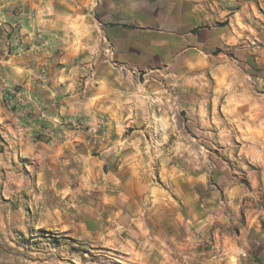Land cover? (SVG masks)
Segmentation results:
<instances>
[{
  "label": "crops",
  "instance_id": "0c3cea01",
  "mask_svg": "<svg viewBox=\"0 0 264 264\" xmlns=\"http://www.w3.org/2000/svg\"><path fill=\"white\" fill-rule=\"evenodd\" d=\"M253 6L261 9L260 1L0 0V134L8 136L11 149L7 156L0 148V168L2 159L14 161L18 150L37 161L38 181L45 182L38 197L56 202L50 208L41 203L40 211L56 212L58 228L65 230L70 228L62 220L66 195L77 192L67 182L88 169L86 178L96 181L98 163L110 182L90 192L89 205L82 208L89 218L75 224L70 244L37 236L32 229L39 226L28 211L0 203V264L77 260L70 245H84L83 255L106 250L125 264H264V202L251 204L234 235L213 232V221L194 216L188 194L179 205L172 187L178 178L176 156L173 163L170 156L176 148L173 128L148 121L184 111L202 120V134L209 137L210 118L248 120L250 154L241 158L248 159L250 178L264 181V73L259 75L264 20ZM38 32L46 40L43 48L34 43ZM243 54L261 73L243 74ZM81 80L87 82L82 95ZM6 84L16 85L30 101L20 134L2 105ZM97 117L107 119V134L96 145L99 156L75 129ZM161 153L166 155L158 157ZM153 173L168 174L170 187L148 183ZM1 182L0 172V197ZM228 192L246 195L234 188ZM258 193L250 189V195Z\"/></svg>",
  "mask_w": 264,
  "mask_h": 264
},
{
  "label": "rangeland",
  "instance_id": "374dc122",
  "mask_svg": "<svg viewBox=\"0 0 264 264\" xmlns=\"http://www.w3.org/2000/svg\"><path fill=\"white\" fill-rule=\"evenodd\" d=\"M259 1L261 3V9H257L255 6L252 9L257 14H260L264 20V16L262 15L264 14V0ZM261 22H263L264 27V21ZM7 36L9 35L7 34ZM261 42L264 43L263 40ZM255 45H258L260 47L259 49L263 47L258 42ZM242 67L243 74L247 75V78L250 73L253 72L255 74L256 70L258 73L262 71L260 68L255 69V65L251 64L248 56L246 57L244 54ZM263 73L264 71L259 75ZM1 93L2 105L12 115L15 120V127H17L18 133L20 134L21 129L26 124V117L30 115H27L24 111L27 103L30 101L27 99V95L22 93L21 89H18L16 85H4L1 88ZM181 106L179 104L178 110H180ZM148 121L150 126L169 125L173 128L171 138L175 141L174 145H176V148L170 149V156L172 155V163L175 158L173 155L176 156L178 178L176 184H173L172 187L177 188L179 205H181L180 199L183 200L186 194H188L189 201L193 204L192 211L195 217H201L200 220H203L204 223L210 222V220L213 221V224L209 226H211V230L215 233H229L234 235V231L238 227H241L245 220H247V210L251 208V204L254 205V202H257L261 205V202H264V196L262 195L264 194V181H253L249 174L251 168L247 166L248 159L241 158L243 156L242 154L248 156L250 154L249 145L252 138L248 120L246 123H241L239 120L227 121L220 116L210 118L209 137H206L205 133L204 135L202 134V120L197 117L186 116L184 111H178L176 115L166 118L153 116L148 118ZM242 121L245 120L243 119ZM130 126H135V124L131 122ZM219 126L223 128V133L219 132ZM183 127L187 130V139L182 137V132H184ZM34 134L36 140L42 138V134L38 132ZM7 139H9L8 136L0 134V148L2 150L5 147L8 151L7 156H9L11 149L8 148ZM98 139L101 140V138ZM157 139L159 140L158 134H156ZM187 140L191 141L192 144H186ZM89 145L93 147L91 150L92 154L99 156L98 149H96L98 141L92 143V140H90ZM165 151H167V155L169 156V149ZM18 155L14 161L10 157L2 159V167L0 168V172L2 173L0 203L9 206L12 205V207L21 206L28 211V216L34 222V226H39L32 229V232L37 234V236H44L46 234V238L48 237L53 241L69 242L68 240H70L69 244L74 242L72 238L74 237L73 230L77 228L75 224L81 223L83 218H86V220L89 218V214L82 211V208L84 205H89L90 192L92 189L101 190L108 188L110 185V182L106 180L102 173L101 164L98 163L97 165L100 174L96 181L91 182L86 178L90 171L88 169L85 176L81 175L79 179L67 182L69 187L72 189L76 188L77 192L75 193L76 196H70L68 193L66 195V212L62 216V220H65L66 225L70 226V228L65 230L58 228V216L56 212L48 213L40 211L39 205L41 203H44L46 207L49 206L50 208L56 202L51 198L38 197V194L42 190L41 187H43V183L45 182L38 181L36 174L38 167L37 161L28 159L24 151L21 152L18 150ZM161 155L164 157L166 154L161 153L158 157ZM88 167H90L89 164ZM161 167L165 168L163 164ZM103 169L106 171V165H104ZM168 176V174L158 175L153 173L150 175L148 183L156 187L169 188ZM141 183L143 184L145 181L142 180ZM233 188L238 191L244 190L246 195L240 197L241 194L239 193V195L234 194L229 196L228 191ZM250 189L254 191L258 189L260 193L252 196L250 195ZM31 201L34 202V205ZM37 205L38 207H36ZM37 223L41 225H37ZM199 232L201 230L196 232V234H199ZM23 239L21 237L17 241L21 242ZM36 242L33 241V243ZM6 243L8 244L7 246H12V244L9 245L8 240ZM68 251L77 254V256L80 255V257H77L78 259L73 261L71 257H67L65 262L61 260L62 257H59L60 261L63 262L62 264H125L120 260L122 259L121 256H118V259L114 258L106 250L88 252L86 255H83L87 251L84 245H70Z\"/></svg>",
  "mask_w": 264,
  "mask_h": 264
},
{
  "label": "built area",
  "instance_id": "2783aa9c",
  "mask_svg": "<svg viewBox=\"0 0 264 264\" xmlns=\"http://www.w3.org/2000/svg\"><path fill=\"white\" fill-rule=\"evenodd\" d=\"M20 15V12L19 14ZM35 45L36 47H45L46 40L41 33L35 34ZM105 52L109 55L113 54L112 48L110 46H105ZM21 52H26L25 49L20 50ZM114 64V61H111ZM117 67V64H114ZM46 72V68L43 69V73ZM87 88V82L85 80H81L78 84V91L82 95ZM75 129L81 135H86L89 140H92V143H96L99 141L98 138H102L101 136H106L107 134V119L105 117H97L95 118L93 123L85 124L84 122H78L75 125Z\"/></svg>",
  "mask_w": 264,
  "mask_h": 264
}]
</instances>
